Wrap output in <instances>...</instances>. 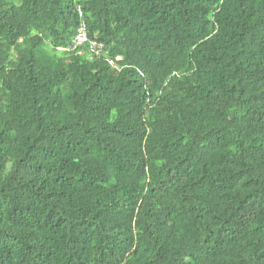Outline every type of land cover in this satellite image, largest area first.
I'll list each match as a JSON object with an SVG mask.
<instances>
[{
    "label": "trees",
    "instance_id": "16d2710c",
    "mask_svg": "<svg viewBox=\"0 0 264 264\" xmlns=\"http://www.w3.org/2000/svg\"><path fill=\"white\" fill-rule=\"evenodd\" d=\"M0 264H264V0H0Z\"/></svg>",
    "mask_w": 264,
    "mask_h": 264
},
{
    "label": "built area",
    "instance_id": "2783aa9c",
    "mask_svg": "<svg viewBox=\"0 0 264 264\" xmlns=\"http://www.w3.org/2000/svg\"><path fill=\"white\" fill-rule=\"evenodd\" d=\"M86 41H88L87 27L85 21L82 19L80 24L78 25L77 33L74 38V44L77 46L83 44ZM90 49L95 54H99L102 51V44L99 42L91 41Z\"/></svg>",
    "mask_w": 264,
    "mask_h": 264
}]
</instances>
